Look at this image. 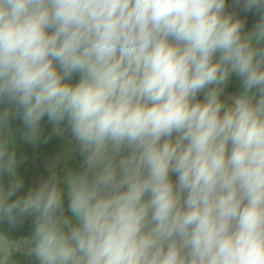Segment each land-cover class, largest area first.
Here are the masks:
<instances>
[{
  "label": "clouds",
  "instance_id": "obj_1",
  "mask_svg": "<svg viewBox=\"0 0 264 264\" xmlns=\"http://www.w3.org/2000/svg\"><path fill=\"white\" fill-rule=\"evenodd\" d=\"M233 6L259 19L228 0H0V264H264V0ZM45 118L44 142L69 143L24 191L14 145Z\"/></svg>",
  "mask_w": 264,
  "mask_h": 264
},
{
  "label": "trees",
  "instance_id": "obj_2",
  "mask_svg": "<svg viewBox=\"0 0 264 264\" xmlns=\"http://www.w3.org/2000/svg\"><path fill=\"white\" fill-rule=\"evenodd\" d=\"M228 11H236L238 15L246 20V28H251L253 24L259 19L257 14L253 13H243L240 12L237 8L233 6V0H228ZM79 80L78 75H74L72 77L71 82L76 83ZM232 83L228 85L226 92L228 94H236L239 93V81L238 78L235 76L232 78ZM200 98L202 99L203 96L201 95ZM11 127L13 129L20 130L22 132L23 125L22 121L19 118H15L11 121ZM42 128L44 132V136L41 139V142L37 145H32L24 142L19 135H17V139L15 142L14 147L17 151L18 159H21L22 162L19 164L18 167V174L24 180L25 188L24 191L27 190L28 187H31L39 181L47 176L48 170L46 169V164L54 163L57 158L66 150V147L69 143L65 137L68 136L65 133V137L60 136H51L50 139H47L45 143L44 140L49 137V134L52 130V125L47 122V118L42 121ZM73 166L79 163L78 160H74ZM5 185L10 182V178L5 175L2 181ZM19 195V193H18ZM2 227L5 231H9L8 225L3 224ZM31 230V222L26 221L22 226L16 228L15 230H11V234L13 236L19 237L21 235L27 236ZM23 259V257H21Z\"/></svg>",
  "mask_w": 264,
  "mask_h": 264
},
{
  "label": "rangeland",
  "instance_id": "obj_3",
  "mask_svg": "<svg viewBox=\"0 0 264 264\" xmlns=\"http://www.w3.org/2000/svg\"><path fill=\"white\" fill-rule=\"evenodd\" d=\"M49 166H50V164H46L45 165V167H46L47 170L49 169Z\"/></svg>",
  "mask_w": 264,
  "mask_h": 264
}]
</instances>
